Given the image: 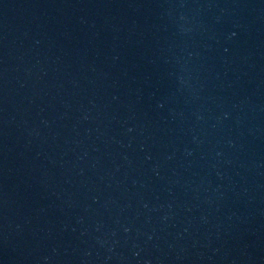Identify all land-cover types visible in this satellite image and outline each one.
Returning <instances> with one entry per match:
<instances>
[{"label": "water", "instance_id": "obj_1", "mask_svg": "<svg viewBox=\"0 0 264 264\" xmlns=\"http://www.w3.org/2000/svg\"><path fill=\"white\" fill-rule=\"evenodd\" d=\"M0 264H264V0H0Z\"/></svg>", "mask_w": 264, "mask_h": 264}]
</instances>
